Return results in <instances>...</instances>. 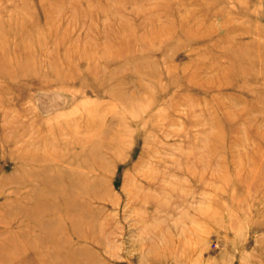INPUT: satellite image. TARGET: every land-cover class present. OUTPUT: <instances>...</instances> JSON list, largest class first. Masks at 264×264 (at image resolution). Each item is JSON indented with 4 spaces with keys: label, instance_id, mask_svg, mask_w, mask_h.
Segmentation results:
<instances>
[{
    "label": "rangeland",
    "instance_id": "1",
    "mask_svg": "<svg viewBox=\"0 0 264 264\" xmlns=\"http://www.w3.org/2000/svg\"><path fill=\"white\" fill-rule=\"evenodd\" d=\"M0 264H264V0H0Z\"/></svg>",
    "mask_w": 264,
    "mask_h": 264
},
{
    "label": "bare ground",
    "instance_id": "2",
    "mask_svg": "<svg viewBox=\"0 0 264 264\" xmlns=\"http://www.w3.org/2000/svg\"><path fill=\"white\" fill-rule=\"evenodd\" d=\"M73 181L71 180V177H67L66 179H65V186H67L66 187V190L68 191V192H70L71 193V197H73L74 196V192H73V187L74 186H72V185H74V183H72ZM69 186V187H68ZM65 189H63V190H61V193L59 194L60 196V198H62L66 203H67V207H69L70 205H72V204H74L73 203V201H71V197H69V195L66 193L67 191H66ZM60 192V191H59ZM81 193V192H80ZM76 198H79V194L77 195V197ZM74 199V198H73ZM76 201H78L77 199H75ZM76 225V226H75ZM75 225H73V229L75 230L76 229V227H77V224H75ZM70 260V262L71 263H75V257H69V256H67V258H66V261L67 260Z\"/></svg>",
    "mask_w": 264,
    "mask_h": 264
}]
</instances>
